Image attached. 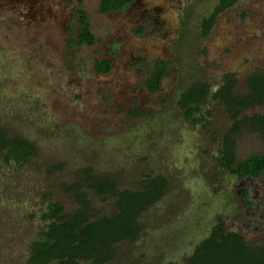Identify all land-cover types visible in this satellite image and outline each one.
<instances>
[{"label":"rangeland","instance_id":"1","mask_svg":"<svg viewBox=\"0 0 264 264\" xmlns=\"http://www.w3.org/2000/svg\"><path fill=\"white\" fill-rule=\"evenodd\" d=\"M220 1L133 0L103 12L101 0H82L96 40L72 46L79 0H0V131L36 147L22 163L0 151V264L27 263L52 202L79 208L70 184H81L95 214L115 213L116 197L92 189L91 174L132 190L162 175L167 188L138 215L136 238L115 243L104 263L80 264H187L220 220L264 241V174L242 178L220 166L231 112L212 95L195 118L179 102L195 82L215 88L227 73L247 92L248 77L264 70V0H237L205 34L203 20ZM103 59L112 69L100 73ZM158 60L169 62L170 75L152 91ZM262 113L264 104L255 105L237 119ZM234 138L237 160L264 152L262 129L244 126Z\"/></svg>","mask_w":264,"mask_h":264},{"label":"trees","instance_id":"2","mask_svg":"<svg viewBox=\"0 0 264 264\" xmlns=\"http://www.w3.org/2000/svg\"><path fill=\"white\" fill-rule=\"evenodd\" d=\"M79 1L77 10L79 33L76 35V41L71 42L70 45H91L95 43L96 36L91 30L88 15L81 5L82 0ZM132 1L101 0V10L119 11ZM236 1L221 0L212 14L204 18L205 34L214 26L216 15ZM95 68L100 73L108 72L112 69V61L103 59L95 64ZM169 75V62L158 60L148 82L150 89L158 90L162 79ZM235 84L234 73H227L222 85L216 90L208 82H195L182 93L179 102L188 117H194L200 109L199 104L202 99L210 95L225 104L235 121L234 127L224 136L220 166L223 170L231 171L242 178L259 177L264 174V152L237 160L234 135L244 126L264 130V113L248 117L246 122L237 119L243 110L264 104V70L254 71L248 77L247 92L236 91ZM35 148V145L27 139L8 138L0 131V151L6 150L5 159L9 163H22L28 160L35 153ZM89 179L90 187L99 195L116 197L117 211L112 215L95 214L86 190L81 189L79 183L70 184L68 189L74 193L80 204L79 208L66 212L59 202H52L49 205L42 214L47 228L30 245V257L26 264L49 262L80 264L82 260L88 259L95 263L106 262L113 256L115 243L137 237L141 229L138 215L162 198L167 188V179L162 175L145 177L141 183L142 188L137 190L118 188L114 178L108 175L91 174ZM240 194L246 204L251 205L247 186L243 187ZM187 264H264V241L261 243L248 241L240 232L228 231L225 222L220 220L187 257Z\"/></svg>","mask_w":264,"mask_h":264},{"label":"flooded vegetation","instance_id":"3","mask_svg":"<svg viewBox=\"0 0 264 264\" xmlns=\"http://www.w3.org/2000/svg\"><path fill=\"white\" fill-rule=\"evenodd\" d=\"M211 29H212V28H211ZM221 85H222V82H221V84H220L219 86H217V87H215V88L213 87V89L216 90V89H217L218 87H220ZM246 177H252V176H246ZM227 230H228V229H227ZM228 231H229V230H228ZM237 232H240V231H237ZM240 233H241V232H240ZM241 234H242V233H241Z\"/></svg>","mask_w":264,"mask_h":264}]
</instances>
